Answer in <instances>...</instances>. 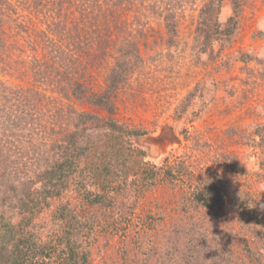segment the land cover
Returning a JSON list of instances; mask_svg holds the SVG:
<instances>
[{"label": "rangeland", "instance_id": "rangeland-1", "mask_svg": "<svg viewBox=\"0 0 264 264\" xmlns=\"http://www.w3.org/2000/svg\"><path fill=\"white\" fill-rule=\"evenodd\" d=\"M141 1L135 0L130 9L125 3L109 8L102 0H0V111L15 116L24 112L25 132L33 130L34 145L49 146L71 128L68 105L108 117L85 99H67L57 81L66 74L86 94L102 91L119 48L130 43L140 61L118 88L111 117L148 131L134 143L145 152L143 161L158 164L171 156L170 163L181 160L191 174L148 191L123 230L112 233L102 220L90 243V264H154V259L144 263L146 249L158 247L161 254V244L177 225H189L195 218L209 224L212 209L186 202L187 193L201 180L248 193L264 213V146H247V138H254L264 125V0H237L236 7L230 0L214 1L210 16L222 27L233 23L236 28L230 43L215 44L213 57L200 53L202 41L196 33L200 10L209 0ZM86 14L82 26L80 18ZM93 16L100 24L106 21L109 29L98 22L90 26ZM167 16L174 33L166 30ZM128 50L135 52L132 46ZM248 54L251 59L243 60ZM193 96L191 112L199 115H178ZM162 126L175 143L160 149L146 137ZM107 142L100 153L113 146ZM64 202L83 218L94 212L73 190L54 207ZM225 215L219 229H231L232 214L227 209ZM49 216L45 212L37 224H47ZM139 237L144 241L140 249ZM227 244L235 264H249L238 239Z\"/></svg>", "mask_w": 264, "mask_h": 264}, {"label": "trees", "instance_id": "trees-1", "mask_svg": "<svg viewBox=\"0 0 264 264\" xmlns=\"http://www.w3.org/2000/svg\"><path fill=\"white\" fill-rule=\"evenodd\" d=\"M102 1L109 8L126 4L130 9L135 2ZM214 1L221 0L207 1L196 26L202 41L200 53L208 57H213L215 44L232 41L236 28L233 23L231 28L222 27L210 16ZM230 1L236 7L237 0ZM87 15L81 16L80 25L87 23ZM164 19L167 32L174 33L170 16ZM91 20L94 21L90 26L102 24L105 30L109 29L106 21L101 24L97 21V24L96 16L88 19ZM98 37L95 40H101ZM129 46L135 52L126 51ZM2 48L0 39V51ZM118 51L116 63L105 79V88L98 93L86 94L81 84L66 74H61L57 81L59 93L67 99H85L108 117L76 111L68 105L67 124L71 128L46 146L34 145L33 130L25 132L28 122L24 112L15 116L0 111L3 117L0 122V264H90V243L102 220L112 233L119 232L148 191L165 181L172 183L191 176L181 160L170 163L171 156H165L158 164L143 161L145 152L134 143L148 131L143 127L129 128L111 117L118 88L140 61L137 49L130 43L122 44ZM242 59H251V56L244 55ZM39 72L43 77H50ZM194 96L178 115L187 111L186 116L199 115L198 111L191 112L194 106L191 103L196 101ZM105 138L113 146L100 153L99 147L106 145ZM247 146L263 148L264 125L256 129L254 138H247ZM262 163L256 165L258 169ZM251 170L250 173L256 174ZM69 190H73L82 205L94 206V212L83 218L69 202L54 207ZM186 202L191 207L212 209L211 222L205 225L195 218L189 225H177L161 244V254H157L158 247L152 252L146 249L144 263L154 259V264H235V255L227 244L228 239L235 238L242 244L249 264H264V213L248 193L201 180L187 193ZM226 208L232 214L236 230L233 224L231 229L218 228L226 217ZM48 211L47 224H37ZM135 239L140 249L143 238Z\"/></svg>", "mask_w": 264, "mask_h": 264}, {"label": "water", "instance_id": "water-1", "mask_svg": "<svg viewBox=\"0 0 264 264\" xmlns=\"http://www.w3.org/2000/svg\"><path fill=\"white\" fill-rule=\"evenodd\" d=\"M146 140L150 144L159 146L160 149L164 148L167 144L175 143L174 136L166 126H162L155 134L146 137Z\"/></svg>", "mask_w": 264, "mask_h": 264}]
</instances>
